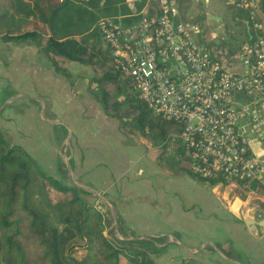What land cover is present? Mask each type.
Segmentation results:
<instances>
[{
	"label": "trees",
	"instance_id": "obj_1",
	"mask_svg": "<svg viewBox=\"0 0 264 264\" xmlns=\"http://www.w3.org/2000/svg\"><path fill=\"white\" fill-rule=\"evenodd\" d=\"M152 0H0V38L5 42L30 41L45 53L57 72L70 76L59 58L90 66L91 84L105 112L119 120L127 136L139 134L160 145L156 161L175 173L188 171L209 185L233 183L225 177H200L189 167L173 119L155 114L140 98L132 78L116 68L112 49L103 39L97 13L126 15ZM228 65L238 52L214 48ZM233 66V63H232ZM172 159L165 162L163 151ZM176 154V155H174ZM238 184L264 196V184ZM81 187L47 172L19 144L0 129V264H157L152 244L144 239H113L107 233L104 212L91 203ZM151 248V249H150ZM77 249L86 255L78 258Z\"/></svg>",
	"mask_w": 264,
	"mask_h": 264
},
{
	"label": "crops",
	"instance_id": "obj_2",
	"mask_svg": "<svg viewBox=\"0 0 264 264\" xmlns=\"http://www.w3.org/2000/svg\"><path fill=\"white\" fill-rule=\"evenodd\" d=\"M202 1L198 0L200 6ZM130 5L137 8L133 1ZM39 51L30 41L7 42L5 51H0V87L4 91L12 87L17 96L44 107L48 102L64 120L62 126L75 143L71 162L76 178L112 201L116 229L126 230L119 239L149 241L157 264H264V231H252L245 222L232 219L233 201L221 190L222 184L209 185L188 171L169 172L156 161V148L141 140L129 143L119 120L105 112L88 87L81 97L78 77L71 83L70 102L57 104L56 84L71 79V69L87 72V66L70 62V76H65L45 55L46 66L40 69ZM29 89L35 95H29ZM52 123L55 126V120ZM85 123L90 131H83ZM261 206L264 219V203Z\"/></svg>",
	"mask_w": 264,
	"mask_h": 264
},
{
	"label": "built area",
	"instance_id": "obj_3",
	"mask_svg": "<svg viewBox=\"0 0 264 264\" xmlns=\"http://www.w3.org/2000/svg\"><path fill=\"white\" fill-rule=\"evenodd\" d=\"M152 2L99 20L116 68L155 114L179 123L194 174L264 184V0H224L245 12L248 26L233 66L199 42L200 25L175 0Z\"/></svg>",
	"mask_w": 264,
	"mask_h": 264
},
{
	"label": "rangeland",
	"instance_id": "obj_4",
	"mask_svg": "<svg viewBox=\"0 0 264 264\" xmlns=\"http://www.w3.org/2000/svg\"><path fill=\"white\" fill-rule=\"evenodd\" d=\"M139 1V0H137ZM181 9V15L184 18L194 17L196 22L201 28V37L199 42L205 47L214 52L215 47L224 46L227 49H231L236 52H240L245 46L248 40V26L246 21V14L233 7L225 6L223 0H212L208 7L205 0L202 1L201 6L198 4V0H175ZM139 9H142V7ZM212 14L213 16H209ZM124 15H112L106 11L101 10L97 13V21L99 22L102 18H117ZM123 21L126 23L129 19L124 18ZM0 41H3L0 38ZM7 42L0 43V51H5ZM39 68L43 69L46 66L45 53L40 52ZM238 53L233 55L234 58L227 66H232V63H238ZM45 57V58H44ZM60 63L63 67L67 68L69 61L59 58ZM221 60V59H220ZM81 65V63H78ZM44 66V67H45ZM87 66V65H84ZM73 76L71 79H66L64 83L56 84V96L55 101L59 105L61 101L69 103L72 95L71 83L79 78L81 81L80 95H85V89L89 88V92L94 95L97 99L96 91L92 87L91 79L94 72L90 66H87V72H80L79 70H72ZM78 77V78H77ZM88 78V83L85 79ZM29 95H35L31 89H29ZM18 93L14 88L10 87L6 91L0 87V129L4 132L6 138L13 144H20L27 151L34 156L41 164L42 167L52 174L53 176L61 179L64 177L68 184H72L87 190L90 194L86 195L87 199L101 209L107 219L106 233L110 238L119 239L126 230L122 226V229L118 228L119 223L117 219V212L112 201L107 197V194L97 192L92 188L90 184H84L76 178V174L73 171L71 162V153L74 151L75 143L71 133L66 130L62 125L64 120L51 109L48 102H45V107L42 102L34 101L32 98L17 96ZM30 99V100H29ZM84 102L85 100L82 99ZM87 107L89 108L88 104ZM55 120L53 126L52 121ZM96 121V120H95ZM242 125H249L245 118L240 119ZM82 124V123H81ZM82 125L83 131L89 130L88 126ZM54 129V133L51 130ZM131 137V138H130ZM129 137V143H133L141 140L145 146L151 145L150 148L153 150L156 148L157 152L160 145H155L152 139L139 134H132ZM93 145H98L97 141H92ZM147 144V145H146ZM159 147V148H158ZM169 149L163 151L162 159L165 162L166 156L169 153ZM168 155V160L172 159L171 152ZM176 155V154H174ZM190 167V163H189ZM220 184V183H219ZM230 185V184H229ZM232 200L230 208L238 210V214L243 217L246 215L250 218V214L255 211L257 215L259 209H263L261 206L264 196L259 195L257 192L248 190L246 185L231 186L226 192ZM236 201V204H234ZM220 203V202H219ZM234 215V214H233ZM236 218L242 222L244 220L233 216V220ZM259 219V217L257 216ZM151 249V248H150ZM74 256L83 258L86 255L85 250L77 249ZM120 264H131L126 257L121 256Z\"/></svg>",
	"mask_w": 264,
	"mask_h": 264
},
{
	"label": "water",
	"instance_id": "obj_5",
	"mask_svg": "<svg viewBox=\"0 0 264 264\" xmlns=\"http://www.w3.org/2000/svg\"><path fill=\"white\" fill-rule=\"evenodd\" d=\"M237 186L236 183H231L230 185H224L222 184L221 186V190H225V192H227L229 190V187L231 186ZM219 191V193H221L222 191ZM231 212L237 216L238 218L244 220V222L247 224V227H249V229H251L252 231H258L260 232L262 229V232L264 231V219H258L257 215L255 214V211H253L252 214H250V218H247L246 215L245 216H241L240 213L238 214V210L235 208H230Z\"/></svg>",
	"mask_w": 264,
	"mask_h": 264
}]
</instances>
